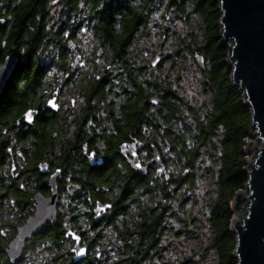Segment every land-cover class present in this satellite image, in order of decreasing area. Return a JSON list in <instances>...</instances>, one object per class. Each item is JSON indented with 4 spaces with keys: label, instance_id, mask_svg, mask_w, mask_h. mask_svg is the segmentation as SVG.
Instances as JSON below:
<instances>
[{
    "label": "flooded vegetation",
    "instance_id": "af4514ba",
    "mask_svg": "<svg viewBox=\"0 0 264 264\" xmlns=\"http://www.w3.org/2000/svg\"><path fill=\"white\" fill-rule=\"evenodd\" d=\"M31 7L56 43L30 34ZM110 7L0 0V264H190V213L217 207L192 177L209 163L218 186L221 126L185 107L166 121L161 63L134 34L111 49Z\"/></svg>",
    "mask_w": 264,
    "mask_h": 264
},
{
    "label": "trees",
    "instance_id": "16d2710c",
    "mask_svg": "<svg viewBox=\"0 0 264 264\" xmlns=\"http://www.w3.org/2000/svg\"><path fill=\"white\" fill-rule=\"evenodd\" d=\"M51 1L20 0L21 3L29 2L32 6L46 5ZM93 1L97 2V0ZM110 4L112 16L117 13L122 14L120 20L117 21L120 24L118 25L120 32L114 33L117 23L114 24L113 20L111 21V33L119 38L117 42H111V49L115 50L125 49L124 45L127 40L124 37L134 34L139 36L134 40L136 45H140L143 51H151V46H147V42L153 38L152 36L157 35L158 31L166 28L171 20L170 11H173L176 17L186 24L190 23L191 15L195 17V28L187 32L186 39L184 37L176 42L171 58L177 60L180 57L179 52H185L191 57L194 55V61L198 67V79L201 81L202 91L207 99L198 109L190 108L185 98L172 88V84L168 83L160 72H154V96H156L154 98L168 107L166 113L168 123L175 115L181 114L185 107L196 117L199 116V111L204 109L210 120L221 126V155L218 160L220 170H218V186L214 196L217 207L213 212L211 211L208 218L209 246L201 258L205 259L204 255L209 253L214 258V264H237L233 257L236 240L234 233L230 230L232 218L230 201L235 192L243 188L247 180L243 168L246 156L244 149L247 140L252 138L249 132L250 108L245 104L239 88L231 85V68L226 63L228 47L220 37L218 26L220 17L218 0H110ZM33 8H30L32 13L29 17L30 34L36 36L37 40L44 39L47 46L56 43L58 33L50 35L47 28L50 8L35 7V10ZM100 29L103 30V28ZM97 45L98 43H95V46ZM66 46L67 44L63 43L61 49H67ZM158 53H160L159 49L154 50V58ZM196 55L204 58L203 68L197 65ZM169 57V55L161 56V59L165 61ZM194 178L195 176L192 177V182L195 181ZM195 238L198 239L199 236ZM165 260L166 256L162 250H159L158 264H166Z\"/></svg>",
    "mask_w": 264,
    "mask_h": 264
},
{
    "label": "water",
    "instance_id": "95a60500",
    "mask_svg": "<svg viewBox=\"0 0 264 264\" xmlns=\"http://www.w3.org/2000/svg\"><path fill=\"white\" fill-rule=\"evenodd\" d=\"M220 37L227 45L226 63L231 85L242 92L250 108L249 132L243 170L247 180L230 201V230L235 235L237 264H264V0H218ZM161 54L154 58V66ZM200 68L204 58L196 55ZM159 100L154 98V104ZM159 156L155 153L154 160ZM29 226V225H28ZM22 230H29L30 227Z\"/></svg>",
    "mask_w": 264,
    "mask_h": 264
},
{
    "label": "rangeland",
    "instance_id": "374dc122",
    "mask_svg": "<svg viewBox=\"0 0 264 264\" xmlns=\"http://www.w3.org/2000/svg\"><path fill=\"white\" fill-rule=\"evenodd\" d=\"M156 16H158V14ZM156 16L155 18L157 19ZM170 18L171 20L166 28L158 31V34L154 35V37L152 36L153 38L148 40L147 46H151L150 48L153 50L159 49L162 57L170 56L165 61L161 60V62L158 63H161V65H159L160 68L156 73L160 72V74H168L170 81L177 84L178 94L185 98L190 108L196 110L202 106L203 102L207 99V96L204 95L201 81L198 79V67L195 64L194 55L191 57L185 52H179L178 54L180 57L176 60L177 62L174 60V63H172L173 59L171 58L176 48V42L184 37L185 39L187 38V32H189L191 28H195L196 20L195 17L191 15L190 23L186 24L183 20L178 19L173 11H170ZM251 136L252 138L250 140L255 141V137L253 135ZM245 153L246 156L251 157V152L249 153L245 151ZM208 165L209 163H202V166L198 168L194 178L196 179L194 186L207 192L208 197L210 198L215 196L216 184L213 179L209 178L207 175L208 172L205 170V167ZM214 168L216 170V167ZM190 217H192L191 219L193 222L190 236L194 237L190 239L187 247V255L191 260L190 264H214V258L209 253L204 255L205 259L201 258V256H203L202 254L205 253L206 248L209 246V234L207 232L209 226L207 221L201 216V214L199 215V212L196 209L191 211ZM195 218L196 220H194ZM197 235L199 236L198 239L195 238ZM178 251L180 254L183 253L182 248L178 249Z\"/></svg>",
    "mask_w": 264,
    "mask_h": 264
},
{
    "label": "snow or ice",
    "instance_id": "6c2138e0",
    "mask_svg": "<svg viewBox=\"0 0 264 264\" xmlns=\"http://www.w3.org/2000/svg\"><path fill=\"white\" fill-rule=\"evenodd\" d=\"M25 118H26L27 120L31 121V119H32V114H31V113H27ZM81 251H83V250H81Z\"/></svg>",
    "mask_w": 264,
    "mask_h": 264
}]
</instances>
